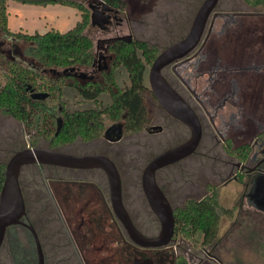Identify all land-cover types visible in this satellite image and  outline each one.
Instances as JSON below:
<instances>
[{"label": "flooded vegetation", "instance_id": "obj_1", "mask_svg": "<svg viewBox=\"0 0 264 264\" xmlns=\"http://www.w3.org/2000/svg\"><path fill=\"white\" fill-rule=\"evenodd\" d=\"M176 2L179 3V0H122L118 6H114L98 0L93 5H89L90 20L92 13L95 15L94 24L91 20L90 25L97 26L103 34H110V36L102 37L96 44L94 43V58L90 66H72L69 68V75L85 82L101 81L104 74L112 72L114 54L110 49L119 41L145 47V50L136 49L137 57L146 62L148 57L152 58L153 56V60L151 64H146L143 72V85L145 87L143 95L147 101V112L141 129L137 130L138 123H135L131 131L127 132L124 124L126 114L122 115L120 120L111 121L108 119V124L99 137L89 141H80L85 144L96 145L99 148L98 151L82 155H105L116 164L115 158L120 157L123 153L124 146L121 145V142L129 139L131 143L137 145L138 142L135 139L143 132L149 135L162 134L169 139L170 131H175L177 128L178 132L180 128L179 137L181 139L177 144L171 145L160 153L179 146L190 139L192 133L189 126L170 114L160 104L150 85L151 68L158 55L171 45L184 39L191 29L190 27L186 35L171 40L175 31L169 30L167 26L159 27L161 24L167 25L169 23V11L173 10L169 4ZM244 2L250 9L224 11L217 9L218 1L208 19L203 36L195 48L184 57L175 59L161 69V75L170 87L195 113L201 126L202 135L197 149L191 155L158 170L156 179L159 182L157 175L163 169L167 170L173 167L172 174L179 177L192 167V162L194 168H199L202 163L198 155H206L215 150L217 158H213L212 161L210 160L211 164L206 165L210 170V178L206 185L208 193L209 188L218 189V182H221L223 186L235 182L244 188L238 205H243L245 208L251 207L264 215V10L257 9L258 6L264 5V0H244ZM218 13L230 15L225 16L224 21L219 23L218 19L222 16L214 17ZM151 15L156 19L154 24L157 26L154 29H149L151 26L149 17ZM251 32L255 33V38L250 37ZM164 40L168 44H164ZM252 46L257 49L251 50ZM28 64L35 70L39 69L38 66L30 62ZM45 72L46 70H44ZM123 72L127 76L126 81L128 79L129 84L125 88L118 85L122 90L131 85L129 74L124 67L115 70L116 82H118V76ZM80 74H84L85 77H80ZM103 94L109 95V100H111L105 106L110 105L112 103L111 95L106 92L101 93L99 99L103 103L104 99L101 98ZM217 146L221 148L222 152L216 151ZM195 156L197 157L195 158ZM190 159L191 165L182 163ZM38 166L39 168L42 167L39 164ZM117 168L120 172L118 166ZM80 170L95 171L100 169ZM169 174L167 177L162 176V179L170 182ZM184 180L188 182L187 179ZM199 180L197 182L195 180L194 183L188 182V184H192L193 187L197 186ZM48 181L52 182L51 185H53L54 204L64 214L60 212L64 219L60 230H63L64 236L67 238H76L71 221L64 218L66 213L63 209V199L60 200L55 186H61L67 182L91 184L102 199H104L105 192L94 181L63 179H49ZM54 189L55 191H53ZM108 193H110V189ZM125 209L127 210L126 206ZM128 214L131 217L129 212ZM25 218L22 224L9 227L5 238H12L8 232L17 227L27 229L30 236L34 238L30 229L26 227V224L29 223ZM115 218L117 219L116 216ZM131 219L135 224L132 217ZM135 226L137 227L136 224ZM137 229L139 228L137 227ZM139 231L141 230L139 229ZM120 235L121 238H126L125 242L130 241L127 239L130 238L129 235ZM175 241L173 235V241L168 246L156 249H145L132 245L137 252L140 250L155 256L168 254L170 249H173V246L170 245ZM187 253L193 254L194 252L189 250ZM152 258H149L150 261L153 260ZM194 258L197 260L196 264L214 261L213 253L209 252L205 246H201L200 255L194 254Z\"/></svg>", "mask_w": 264, "mask_h": 264}, {"label": "rangeland", "instance_id": "obj_2", "mask_svg": "<svg viewBox=\"0 0 264 264\" xmlns=\"http://www.w3.org/2000/svg\"><path fill=\"white\" fill-rule=\"evenodd\" d=\"M75 1L84 4L89 11V5L98 2V0ZM203 1L179 0V3L169 4L173 8L172 11H169V23L167 25L161 24L159 27L167 26L169 30L175 31L171 40L186 35ZM7 3L10 5L9 11L11 12L9 27L14 32L21 31L32 34L37 29L36 31L43 33L51 28L66 32L75 25V17L70 15L68 18L65 16L59 18L57 22L51 20L46 27L42 28L38 24V19L41 17L34 18L30 16L28 22L21 24L27 26V29L19 28L18 24L22 20L19 16L14 15L15 11L19 12V10H14L15 6H19L18 0H8ZM217 9L233 11L248 10L250 8L247 7L244 0H219ZM257 9L264 10V5L258 6ZM68 11L73 12L72 14L79 12L75 7ZM54 13H57L56 9L51 14L54 15ZM60 14L64 15L65 13ZM76 19H80V14L77 15ZM224 19L225 17L218 19L219 23ZM149 21L151 22L149 29H154L157 26L154 24L156 22L155 17L151 15ZM87 32L95 44L102 37L110 36V34H103L97 26L92 25H90ZM250 37L255 38V33L251 32ZM164 44H168L166 40H164ZM29 45L24 41H14L0 35V51L8 60H17L25 65H30L23 55ZM250 49L257 48L252 46ZM205 53L207 54V51ZM0 70L3 72L2 68ZM1 72L0 88L5 82L4 75ZM124 72L118 76L117 83L121 88H125L129 84L128 79L126 81L127 76ZM101 98L104 99V105L109 104L111 101L107 94H103ZM63 100L66 102V108L69 111L96 107L94 101L83 100L76 90L69 87L64 88ZM179 131L180 128L178 132L177 128L175 131H170L171 136L169 139L162 134L149 135L143 132L135 139L138 142L137 145L131 143L129 139L122 141L123 153L120 157H114L122 176L125 206L137 227L147 236L158 235L161 226L144 194L142 174L145 167L157 153L177 144L181 139ZM32 140V132H28L22 122L12 116L0 113V163L6 164L17 150L31 146ZM31 147L51 148L50 143L44 138H39L37 145ZM58 149L67 153L82 155L98 151L99 148L93 144L77 141ZM216 151L222 152L219 146H217ZM198 158L202 165L199 168H194L192 162V167L179 177L172 174L173 167L158 172V183L174 208L183 206L190 199H201L208 194L206 185L210 178V170L206 165L211 164L212 159L217 158V154L214 150V152L206 155H198ZM182 163L191 165V159ZM196 165H199V163H196ZM167 173H170V182L162 179V176L167 177ZM49 179L94 181L105 192L104 199H102L91 184L67 182L64 185L55 186L60 200L63 199V209L66 213L64 218L71 221L76 238L62 237L63 232L61 233L60 230L56 232L62 226L64 219L63 213L55 204L52 205L54 211L47 213V216L52 219L57 218V220L48 224V229L45 226L47 221L41 222L40 217H38V214L40 215L45 209L44 199L38 196L39 193L44 191L50 196V201L55 203L52 192L53 185H51L52 182L48 181ZM184 179H187L190 183H194L195 180L197 182L200 179L199 185L193 187ZM218 184L220 202L224 207L234 209V216L233 218L222 217L217 240L213 244L205 246L209 252L213 253L214 261L212 263L205 261L202 264H264V215L251 207L245 208L243 205H238L240 196L244 191L241 185L235 182L227 186L221 185V182H218ZM20 185L25 193L27 210H30L29 220L36 225L37 231H39L45 264H175L176 256L186 257L190 261L188 263L196 264L197 260L194 258V254L200 255V248L203 246L201 236L197 237L196 242L177 237L175 243L170 245L173 246V249H170L171 251L168 254L155 256L140 250L137 252L130 241L125 242L126 238H121L120 234L125 236L128 234L114 216L110 193H108V179L102 169L81 171L80 169H67L49 165H42L41 168L38 164L26 165L20 174ZM89 202L90 205H88ZM25 234L26 230L18 228L19 238L24 239ZM189 250L194 253H187ZM147 255L150 256L149 258L153 257L155 263L153 260L150 261ZM0 264H12L11 258L8 256V244L5 242H3L0 249Z\"/></svg>", "mask_w": 264, "mask_h": 264}, {"label": "trees", "instance_id": "obj_3", "mask_svg": "<svg viewBox=\"0 0 264 264\" xmlns=\"http://www.w3.org/2000/svg\"><path fill=\"white\" fill-rule=\"evenodd\" d=\"M20 1L43 6L61 4L75 7L81 16L76 25L66 32L55 28L43 33L14 32L9 27L8 0H0V35L14 41L29 43V47L23 52L24 58L39 67L35 70L32 66L24 65L17 60H8L0 51V69H3V72L1 70L0 72L5 79L0 88V112L22 122L27 131L32 132L31 146H36L39 138L46 139L51 148L57 149L77 141H89L102 134L108 119L120 120L124 114L127 115L124 121L127 132L131 131L135 123H138L137 130L141 129L147 112V101L143 95L145 92L143 72L146 64L152 63L153 56L144 62L137 57L136 49L145 50V47L119 41L110 49L114 54L112 72L104 74L101 81L85 82L69 75V72L62 71L72 66H90L93 62L94 41L87 33L91 24L89 9L75 0ZM99 1L114 6L122 2V0ZM120 67L126 69L131 83L130 87L124 90L119 88L115 80V70ZM67 87L76 90L83 100H93L97 107L67 110L66 102L63 100L64 88ZM33 92H45L48 96L45 99H34L31 96ZM103 92L111 95L112 103L108 106L99 99ZM57 117L62 119V127L58 132ZM5 170L6 165L0 163V191L5 180ZM23 194L26 203L25 193ZM38 196L44 199L45 206L38 217L41 222L47 221L45 226L48 229V224L57 220L47 216L54 211L52 209L54 203L44 191ZM26 212L25 220L37 230L36 225L29 220L30 210ZM174 215L175 239L183 237L180 239L196 242L197 237L201 236V244L209 246L218 238L222 217L233 218L234 209L221 204L218 189L209 188V193L201 199H190L183 206L175 207ZM18 228L26 230L24 239L19 238ZM8 233L12 238L6 237L4 242L8 244V256L12 264H38L37 248L30 232L23 227H17ZM175 262L188 264L186 257L183 256H178Z\"/></svg>", "mask_w": 264, "mask_h": 264}, {"label": "water", "instance_id": "obj_4", "mask_svg": "<svg viewBox=\"0 0 264 264\" xmlns=\"http://www.w3.org/2000/svg\"><path fill=\"white\" fill-rule=\"evenodd\" d=\"M219 0H204L193 20L188 35L181 41L162 51L154 61L150 73L151 89L160 104L173 116L177 117L191 130V137L185 143L164 151L155 156L145 167L142 174V188L152 212L160 222V232L156 236L143 234L129 216L123 203L122 179L116 164L105 155H76L57 148L26 147L16 151L6 163L5 180L0 191V249L9 227L22 224L27 214L24 194L20 186L21 170L26 165H49L69 169H102L108 179L110 201L113 212L129 235L131 243L145 249H156L168 246L173 241L175 232L174 208L166 194L159 186L156 173L158 170L178 162L191 155L201 140V126L193 110L180 98L161 75V69L177 58L191 52L201 40L205 26ZM90 8V6H89ZM218 13L216 16H228ZM94 13L91 15L94 24ZM73 69V68H72ZM71 69V70H72ZM57 72V70H53ZM69 69L62 71L67 73ZM60 74L61 72L58 71ZM80 77H85L80 74ZM32 98L45 99L48 93L33 92ZM62 127V119H57V132ZM256 209L259 210L257 206ZM33 234L39 256V264H45L43 249L35 228L26 224Z\"/></svg>", "mask_w": 264, "mask_h": 264}, {"label": "crops", "instance_id": "obj_5", "mask_svg": "<svg viewBox=\"0 0 264 264\" xmlns=\"http://www.w3.org/2000/svg\"><path fill=\"white\" fill-rule=\"evenodd\" d=\"M31 1H37V0H31ZM18 3H19L18 4L19 6H15L14 10H19L20 13L15 11L14 15L19 16V18H21V20H22V22H19V24H18L19 28L27 29V26L25 27L21 24L28 22V20L30 19L29 18L30 16H33L34 18L40 16L41 18L38 19V22H39L38 24L42 28L46 27V25L48 23H50L51 20L57 22V20H59V18L64 17V16L66 18H68V16L70 17V15H73L75 17V25L81 19V16H80L79 20L76 19L77 15L80 14V12H78V13L75 12L74 14H72L73 12L68 11L69 9H72L74 7L65 6V5H61V4H56V5L50 4V5L43 6V5H37V4H31V3H23L20 0H18ZM7 6H8V15H9V25H10V18H11V12L9 11L10 5L8 4ZM29 6L33 7V8H30ZM39 9H42V10H39ZM55 9H56L57 13H54V15L51 14L54 12ZM66 9H68L67 10L68 12L66 11ZM59 13H65V14L59 15ZM42 18H43V20H42ZM36 30L37 29H35V31Z\"/></svg>", "mask_w": 264, "mask_h": 264}]
</instances>
